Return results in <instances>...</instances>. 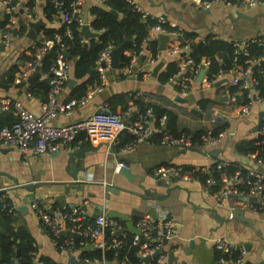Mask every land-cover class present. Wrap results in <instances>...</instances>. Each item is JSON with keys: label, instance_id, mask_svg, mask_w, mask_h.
I'll return each mask as SVG.
<instances>
[{"label": "crops", "instance_id": "0c3cea01", "mask_svg": "<svg viewBox=\"0 0 264 264\" xmlns=\"http://www.w3.org/2000/svg\"><path fill=\"white\" fill-rule=\"evenodd\" d=\"M23 1L20 0L17 10L18 20L21 14L23 21L42 18L46 27L60 23L57 17L51 22L45 18L43 0L36 1L31 15L28 14L27 7L22 5ZM133 1L155 18H163L184 30L195 31L199 38L212 34L244 42L250 37L264 36V4L235 7L224 0H215L208 8H198L192 0ZM102 3L103 1L97 0H80L79 11L83 19L89 22L92 6ZM3 16L0 11V20ZM18 24L17 21L13 26L9 45L3 43L2 34L5 29L0 27V102L9 98L20 102L32 113L39 114L44 95L38 89V83L39 79H44L47 75L38 71L40 76L37 79L32 82L27 80L25 83L15 80V75L29 58L31 48L38 41L44 40L43 28H40L35 39H32L26 35L28 26L26 25L21 34ZM149 38H157L159 46L158 33L151 29ZM159 60L164 61L161 71L169 60L178 61L180 56L170 55L165 50L160 52ZM146 61L137 58L134 69L138 70ZM222 71L223 78H227V81L218 86L215 85L218 80L208 85L204 74L201 80H197V75L189 94L183 97L186 102H180L176 100L179 94L175 88L178 75L166 82H160L158 77L152 74L124 77L118 69L112 68L107 71V83L101 92L95 94L85 105L75 106L70 114L58 111L51 119V123L59 125L86 118L105 106V100L117 93L145 92L158 100L162 97L170 103L173 102L177 108L186 107L187 110L198 108L199 99L209 98L215 103L209 117H205V113L201 118L193 115L179 116L186 126L203 130L227 123L224 137L207 152L155 141L152 137L157 130L152 124L151 137H148L149 133L132 151L125 154H116L124 143L122 140L127 136L125 133L119 136V140L111 148L105 143L85 142L80 138V134L70 147L76 149L91 146L93 149L86 151L83 158H76L70 164L67 157L69 148L58 151L59 155L54 154L55 152L40 153L23 155L24 158H21L22 154L16 149L4 153L2 150L6 147L0 146V171L5 172L1 174L0 182L7 183L1 184L0 187H4L3 191L12 203L19 207V214L13 225L26 230L34 240L33 262L40 261L44 256L59 264L69 262V256L57 249L51 236L41 228L37 215L29 206L32 200L38 199L45 206H85L89 216L97 215L101 209L106 212L115 210L126 214L133 222L146 213L151 214L153 210L155 215H159L161 211L167 212L174 218L176 225L180 226V233L161 247L158 255H164L163 264H168L170 252L174 255L171 264H217L215 255L218 250L214 246L215 238H224L230 245L242 247L243 261L264 264V208L253 207L256 200L247 199L250 197H245V200L229 196L217 197L215 191L219 184L208 186L200 176L199 179L184 180L160 178L152 173L154 168L161 165L195 168L227 162L239 167L238 170L242 168L251 171L255 176L264 177V165L258 164L247 153H240L236 149L237 143L242 140L258 144L264 136L259 131L264 121V96L254 94L248 111L241 114L239 108L231 107L228 100L230 93L226 87L230 72L224 68ZM68 73V82L58 97L61 103L69 100V82L73 78L71 67ZM238 94L239 92L237 96ZM176 107L173 108L178 111ZM213 109L216 114L212 113ZM133 112L136 113L132 110L127 114V110L121 111V105H118L114 113L130 121L135 115ZM11 114L10 110L0 111V123L11 120ZM116 157L130 169L133 180L115 173ZM71 172L77 173L79 182L72 180ZM25 183H31L32 187L26 189L20 186ZM145 191H148L149 195L145 194ZM22 206H26V209H20ZM190 241L193 242L191 246ZM75 257L78 258L77 254Z\"/></svg>", "mask_w": 264, "mask_h": 264}, {"label": "built area", "instance_id": "2783aa9c", "mask_svg": "<svg viewBox=\"0 0 264 264\" xmlns=\"http://www.w3.org/2000/svg\"><path fill=\"white\" fill-rule=\"evenodd\" d=\"M38 1V0H36ZM52 1L56 7L62 4L59 0ZM102 2L104 0H97ZM134 8L141 12L142 18L154 19L156 23L151 27L155 33H165L169 36L167 42L166 51L170 55L180 56L181 70L178 72V78L182 77L179 83L181 87L178 92V96L185 97L189 94L194 79L199 74L200 70H204L205 82L210 85L215 81L223 78L224 73L220 70L212 79H207L205 70L209 64L207 58H203L198 64L194 65L193 60L188 56L190 52V43L187 40L184 42L179 38L182 32L175 23H169L172 29L166 30L162 24L166 21L163 18H155L141 9L133 0H126ZM195 6L198 8H208L215 0H192ZM227 4L235 7H249L259 4H264V0H224ZM80 0H72L70 6L71 9L61 14V22L70 23L76 20L81 27L84 23V19L79 11ZM20 7V0H0V11L9 16V22L6 25L2 34V40L5 45H9L12 35L13 26L18 21L17 10ZM28 10V9H27ZM29 15L31 13L27 11ZM88 22V21H87ZM89 23V22H88ZM89 29L96 32L89 25ZM150 29V30H151ZM65 34L70 35L71 29H66ZM85 38V37H84ZM199 38V37H197ZM203 38V37H202ZM88 39V38H85ZM250 42H258L264 45V36H254L247 39ZM60 43V36L55 35L54 39L47 40L42 47L36 48L33 53L30 54V58L19 67L15 75V80L18 82H27V80L37 72L40 60L45 52L53 44ZM236 44V42H234ZM241 43V42H240ZM143 47L139 50L138 54L133 52H127L130 56L129 62L120 67L118 71L120 75L124 77L136 76L139 73L142 75L150 76L151 67L154 66L160 59V51L155 57L148 55L145 59V64L141 65L138 70L134 69V62L140 56L146 53ZM246 43L240 45V48L246 52ZM115 48L112 42H108L100 50L98 56L95 59V69L98 71L99 83L90 86L84 96L79 100L69 99L64 102H59L58 97L62 93L69 79L70 65L67 59H65L63 50V44L60 43V51L57 54L55 63L50 67V76L48 78V95L47 99L41 103V112L34 114L24 107L20 102H15L9 98L3 99L0 102V111L10 110L15 117L14 121L10 125H5L0 128V146L12 147L20 152L22 155L28 154H40V153H54L62 149L70 148L72 141L80 134L84 133V140L90 144L105 143L108 148H111L118 140L119 136L123 132H128L133 135V139L125 142L118 148L116 154H125L132 151L137 143L144 140L150 133L151 123L150 116L151 110L147 109L145 112L134 115L133 119L127 121L120 114L109 113H92L86 118L75 120L65 124H53L51 119L56 115L58 111L70 114L75 106H83L95 94L101 92L107 83V71L112 69V52ZM242 50L235 49L234 53L237 54ZM181 53H184L181 55ZM235 63L229 70L230 78L229 84L239 85L240 88L247 90L248 98H253L256 91L253 89L257 84L256 80L252 79V72L259 66V57H247L238 62L237 56L234 58ZM144 62V61H143ZM146 65V66H145ZM257 65L256 68L254 66ZM190 69L196 72L195 77L183 76V71ZM264 79V71H261ZM174 78V77H173ZM142 92H134V96L141 95ZM236 94H229L228 100L233 103L236 102ZM143 98L146 99L145 96ZM239 112L244 114L249 109L248 104H238ZM103 109L108 108L106 106ZM136 111V106L131 104L127 108V114L130 111ZM213 114H216V110L213 109ZM166 116L163 115L160 118L161 125H164ZM260 133L264 135V123L259 128ZM225 134V130L218 134H212V129L207 128L205 134L201 135L199 141H193L191 135L181 134L180 136L163 135L160 143L164 145H178L184 148H195L201 152H207L209 148L217 144ZM258 164L264 165V159L258 158L256 153H247ZM124 164V163H123ZM227 162H216L209 166L195 167L194 173L187 172L182 166L176 165H161L153 169L152 173L156 177L160 178H180L184 180L199 179L198 171L203 172L205 175L204 183L213 187L214 184H219L218 189L215 191L217 197H227L234 195L235 197H255L256 203L253 207L257 209L264 208V193L262 191L264 177L255 176L251 171L243 176L240 170H236L233 174H222L220 178L213 176V169L222 170ZM254 178L248 183L250 186L247 190L241 188L239 185L249 177ZM239 184V185H238ZM4 187H0L2 196H0V203L3 207L8 204L4 202L3 197L8 196L4 193ZM253 203V204H254ZM41 201L34 199L30 202V208L35 212L40 222L41 228L51 235L52 240L62 253L70 256L77 254L79 250L77 244H75L74 236H82V240L79 245L86 248L104 250L106 246L105 236L108 234L111 236L109 246H117L123 241V237L126 234L127 227L123 221L115 218H110L107 212L103 209L94 216L93 220H90L89 214L81 206H66L64 204L58 205L54 208L51 206L41 205ZM51 210V211H49ZM11 211L13 217H17L19 214V207L12 204ZM134 227L138 229L137 233H133V243L140 242L139 251V264H163L164 255L158 256L156 262H152L154 253L156 250L173 239L176 234V221L167 212L161 211L159 215L153 217L150 213L142 215L134 222ZM56 239H60L59 241ZM142 240V241H141ZM214 246L216 250L224 253H230L235 248H239L241 251L240 256L233 259L220 258L219 261L222 264H253L243 261L242 257L244 249L242 247H235L228 243L224 238H215ZM147 256L151 257L149 262H145ZM86 262L88 261L82 260ZM34 262L40 261L34 260ZM91 264H106L104 260L94 259ZM255 264V263H254Z\"/></svg>", "mask_w": 264, "mask_h": 264}, {"label": "trees", "instance_id": "16d2710c", "mask_svg": "<svg viewBox=\"0 0 264 264\" xmlns=\"http://www.w3.org/2000/svg\"><path fill=\"white\" fill-rule=\"evenodd\" d=\"M59 1L62 4H60L59 7H56L52 1L43 0V13L49 22L55 17L61 20V14L71 9L70 4L72 0ZM22 4L24 7H27L30 13H32L36 0H24ZM112 10H114L116 14L112 13ZM90 13L91 19L89 20V25L96 31V35L88 39H85L82 35L81 27L76 20H73L70 23L60 21L57 26L52 25L43 27L44 40L54 39L55 35L60 36V43L63 44L62 52H64L65 59L69 62L72 70V77L76 80V83L69 90L67 99L79 100L84 96L86 90L90 86L99 83L98 71L95 69V59L100 50L108 42H112L116 47L126 40L129 41L120 56V67L126 65L130 60V56L126 53L133 52L138 54L139 50L143 47L142 45H144V49L146 50L145 54L138 57L142 61H145L146 56L148 55L155 57L159 53L158 39L149 38L150 29L156 23V20L142 18L141 12L134 8L128 1L104 0L101 5L92 6ZM8 22L9 16L4 14L3 19L0 20V27L5 29ZM18 23L19 33L22 34L25 31L27 21H23L21 14H19ZM162 26L166 30L173 28L168 22L163 23ZM68 28L71 29L70 35L65 34V31ZM260 36L262 35H258L257 37ZM197 37L198 34L195 31L184 29L179 35V38L183 42L184 40L189 41L190 52L188 53V56L193 60L194 65L198 64L203 58L208 59L209 64L205 70L207 79H212L220 70H223V68L225 70H230L235 63V56H237L238 62H242V60L247 57H259V66L252 72V79L257 81V84L254 85L253 89L256 91L257 96H264V79L261 74V71H264V45L259 44L258 42H250L248 40L237 43L236 40L224 39L212 34L203 38ZM44 40L38 41L31 48V53H33L36 48L42 47L44 45ZM234 42H236V44ZM60 43H54L48 48L42 56L37 70V72L40 71L42 74L47 75L46 78L39 79L40 81L38 83V89L44 95L43 101L47 99L50 67L56 61L57 54L60 51ZM243 43H246L245 48L247 54H245L240 48V45ZM236 48L242 51L235 54L234 51ZM180 61L181 59L178 61L169 60L159 72L157 76L158 80L160 82H166L171 78L176 77L181 70ZM184 75L195 77L196 72L194 73V71L187 69L183 71V76ZM138 76L142 77V73H139ZM11 78L12 75L9 80H11ZM181 79L182 77L177 78L176 82L179 83ZM180 87L179 84L175 85L176 90H179ZM226 89L230 94L237 95L239 92L236 97L237 101L231 103V107H235L238 104L250 103L251 98H248L247 90L240 88L239 85L228 83ZM143 96H145L146 99L143 98ZM159 98L160 100L156 97L149 96L145 92H142L141 95L137 96H134V92L117 93L105 100V106L110 112L114 113L117 111L118 105H121V111H125L131 104H134L136 106V115L145 112L150 108L151 116L149 120L153 128L157 130L152 138L159 143L162 136L165 134L173 137L180 136L181 134H189L193 141H199L201 135L205 134L207 128L204 130L190 128L181 122L179 116L193 115L201 118L204 116L203 113H205V117H209L211 108L215 104L213 100L209 98H201L197 102L198 108L187 110L186 107L177 108L173 102L170 103L162 97ZM173 107H176L178 111L174 110ZM163 115L166 116V119L164 125H161L160 118ZM10 117H12L11 120L2 121L0 123V128L5 125H10L14 121L15 117L12 114ZM226 127V122L216 125L212 127V134L216 135L225 130ZM124 133L127 135L126 138L122 140L124 143L133 139V135L128 132H123L122 134ZM80 134V138L84 140V133ZM76 138L72 142H75ZM236 149L240 153H256L258 158L264 159V136L259 140L258 144H254L253 141L242 140L237 143ZM238 168L239 167L233 164H228L222 170L213 169V176L215 178H220L222 174H233ZM184 170L192 173L195 172L193 171V167H184ZM240 171L243 176L247 173V170L242 168ZM197 173L204 180L205 175L203 172L198 171ZM253 178L254 176H250L243 181L242 184L238 185L247 190L250 186L248 182ZM262 191L264 193V183ZM2 193L3 192L0 191V196H2ZM3 199L8 205L3 207L0 203V264H32L35 251L34 240L26 230L13 225V222L16 219V217H13L11 211L13 203L9 196H4ZM41 205H43V203ZM56 206L58 205H51L52 208ZM89 218L90 220H93L94 216H89ZM118 220L123 221L121 219ZM134 222H136V220ZM132 238L133 233L126 230L122 243L112 247L109 246L111 236L106 234V246L102 251L95 248L89 249L79 245L82 236H74L75 244H77L79 248L77 251V257L81 260L88 261L90 264L94 259L104 260L106 264H139L140 242L137 244L133 243ZM56 240L59 241L60 239ZM240 254L241 251L239 248H235L230 253L217 251L215 260L217 264H222L219 261L221 257L224 259L235 260ZM158 256L159 255H154L152 262H156ZM40 259L41 264H59L48 256L41 257Z\"/></svg>", "mask_w": 264, "mask_h": 264}, {"label": "water", "instance_id": "95a60500", "mask_svg": "<svg viewBox=\"0 0 264 264\" xmlns=\"http://www.w3.org/2000/svg\"><path fill=\"white\" fill-rule=\"evenodd\" d=\"M23 5V4H22ZM112 13L116 14V12L114 10H112ZM27 26H28V30L26 32V35L32 39H35L36 36V32L40 29L46 26V22L42 19V18H38L36 20H28L27 21ZM81 33L85 38H90L96 35V32H93L89 29V23L87 22V20H84L83 25L81 26ZM158 38H159V47L158 50L160 52L165 51L167 48V42L169 39V36L165 33H158ZM237 43H240L241 40H236ZM128 40L124 41L123 43H121L120 45L116 46L113 49L112 52V68L114 69H119L120 68V56L124 50V48L126 47V45L128 44ZM184 53H181V55H183ZM164 65V61L163 60H159L153 67L151 70V74L152 76L156 77L158 76L160 69L163 67ZM257 65L254 66V68H256ZM204 74V70H200L198 76H197V80H201L202 76ZM40 76V74L38 72H36L35 74H33L29 79L28 82H32L35 79H37ZM227 81V78H222L221 80H218L217 82H215V85L218 86L220 84H222L223 82ZM76 83V80L74 78H72L69 82V87H72L74 84ZM255 97V96H254ZM178 101L180 102H186V98L177 96L176 97ZM110 111L107 109H103L102 107H100L99 109H97L94 113H109ZM135 113V112H133ZM153 132L150 133V135L148 136L149 138L151 137ZM263 135V134H262ZM93 148L90 146H84V147H80V148H76V149H72L71 147L68 149L67 151V157H68V163L70 164L72 161H74L76 158L81 159L84 157L85 152L88 150H92ZM13 150L12 147H6L4 150H2V152L4 153H8L11 152ZM60 152H55L54 154L59 155ZM21 158H24V156L20 155ZM116 168H115V173L118 174H123L128 180H133L132 174L130 173V169L123 164L120 161V158L116 157ZM5 172L0 171V176H2L1 174H3ZM72 173V180L75 182H79L78 180V176L76 172H71ZM13 179V178H12ZM14 182H16V180H13ZM6 185L7 183L5 181H2V183L0 182V185ZM23 188L26 189H30L32 187L31 183H25L20 185ZM140 187H142L139 184ZM145 194L149 195L148 191H145ZM229 197H235L234 195H230ZM238 199L240 200H245V197H238ZM247 199H256L255 197H250ZM84 209L85 206H83ZM20 209L24 210L26 209V206H22ZM51 211V210H49ZM236 211V210H235ZM234 211V213H235ZM108 217L110 218H115V219H121L124 221L127 229L131 232V233H137L138 229L134 227V223L132 220L128 219V216L126 214H123L121 212L115 211V210H110L107 212ZM151 215L153 217H155V212L154 210L151 211ZM176 230H177V234L180 233V226L176 225ZM193 244V242H189V246H191ZM161 252L160 249L156 250L154 255H158ZM151 260L150 256H147L145 258V262H149ZM174 260V255L173 252L169 253L168 256V264H171ZM32 264H38V262H33ZM68 264H87L84 261L79 260L78 258L75 257V255H70L69 256V262Z\"/></svg>", "mask_w": 264, "mask_h": 264}]
</instances>
